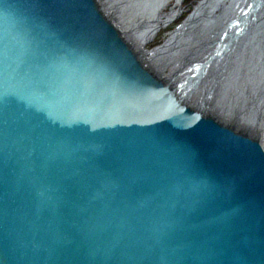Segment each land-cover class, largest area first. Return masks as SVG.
I'll return each mask as SVG.
<instances>
[{
	"label": "water",
	"instance_id": "95a60500",
	"mask_svg": "<svg viewBox=\"0 0 264 264\" xmlns=\"http://www.w3.org/2000/svg\"><path fill=\"white\" fill-rule=\"evenodd\" d=\"M0 264H264V135L184 106L101 0H0Z\"/></svg>",
	"mask_w": 264,
	"mask_h": 264
},
{
	"label": "bare ground",
	"instance_id": "6f19581e",
	"mask_svg": "<svg viewBox=\"0 0 264 264\" xmlns=\"http://www.w3.org/2000/svg\"><path fill=\"white\" fill-rule=\"evenodd\" d=\"M260 1L262 2V0H248L242 7L245 16L240 20L235 19L240 12L238 8L236 9L238 15H235L237 11L226 14L227 8L221 15H217L216 12L221 8V4H224L223 7L226 6L228 0H207L198 7L200 12L195 13L180 32L153 54L147 55L144 47L152 36V28L145 27L146 24L136 28L137 25L135 26L128 19L127 11L122 5L124 2L101 0L125 40L136 48L146 71L160 81L184 106L233 131L257 133L253 129H260L258 133L264 135V127H254L249 121H242L235 113L228 110L229 105L237 101L236 99L240 98L242 104L248 105L246 100H252L259 90L260 94L257 98L261 96V88L249 81V78L253 77L252 71L251 76H247V68L241 75H234L238 65L244 60L248 63L251 59L249 55L253 47H250V44L240 47V44L249 37H246L247 32L250 31L247 27L257 28L260 26V20L264 21V2L260 5ZM246 17L249 18L245 22ZM161 18L162 15H158L157 21ZM231 18L233 20L229 22ZM223 23L225 26L219 32L217 28ZM232 23L241 24L235 29L236 24L232 25ZM257 33L259 34V29ZM252 35L256 37V34ZM228 41L232 43L225 47ZM230 47L235 50V54L225 61L222 69V65L217 68L218 57ZM231 79H234L235 85L229 88L228 82Z\"/></svg>",
	"mask_w": 264,
	"mask_h": 264
},
{
	"label": "rangeland",
	"instance_id": "374dc122",
	"mask_svg": "<svg viewBox=\"0 0 264 264\" xmlns=\"http://www.w3.org/2000/svg\"><path fill=\"white\" fill-rule=\"evenodd\" d=\"M120 1L124 2L122 5L125 11H127L128 19L129 21L133 22L135 26L137 25L136 28L144 24H146L145 27L148 26L149 28H152V36L144 47L146 54L151 55L156 50L161 48V46L167 43V41L171 40L178 32H180L183 26L187 24V22L195 15V13L200 12L198 7L202 6L207 0H199L192 5H188L186 3L187 0ZM247 1L248 0H228L227 5L223 7L224 4H221V8L216 13L217 15H221L225 11V8H227L225 12L226 14L230 12L235 13L237 11L236 9L238 8V11L240 12L238 15L237 11L235 15L238 16H236L235 19L241 20V18H244L245 16V13H242L244 11L242 7H244ZM263 2L264 0H262V2L260 1V5H262ZM160 14L162 15V18L161 20L157 21L158 15ZM233 18H231L229 22H231ZM248 18L249 17H246L244 21L246 22ZM153 22L155 23V25ZM234 24H236V29V27L240 26L241 23H239L238 25L237 23H232V25ZM259 24L260 26L257 28L256 26L247 27V29L249 28L248 30L250 31L247 32L246 37H249L241 42L240 47H246L249 44L250 47H253L250 51L251 55H249L251 59L250 61H248V63L244 60L240 65H238L237 71L235 69L234 75H241L243 70L247 68V76H251L252 71L253 77H250L249 81L254 82L255 85H258V88H261V96L260 98H257L258 94H260L259 90L257 95L254 96L252 100H246V103H248V105L242 104V99L239 98L236 99L237 101L232 102L228 108L229 111L235 113L236 117L240 118L242 121H249L250 125L257 128L264 127V21L260 20ZM224 26L225 23L220 24V26L217 28L218 31H222ZM258 29L259 34L257 33ZM218 31L216 30V33ZM252 34H256V37L254 38ZM243 42L245 43L243 44ZM231 43L232 41H228V45L225 47L230 46L229 44ZM234 51L235 50L230 47L228 51H225L224 53L222 52V55L217 59V68L220 67L219 65H222V69V67H224V64L226 63L225 61H228L231 56L235 54ZM234 85V79H231L228 82V87H234ZM259 130L260 129H253V131L257 133L259 132Z\"/></svg>",
	"mask_w": 264,
	"mask_h": 264
},
{
	"label": "trees",
	"instance_id": "16d2710c",
	"mask_svg": "<svg viewBox=\"0 0 264 264\" xmlns=\"http://www.w3.org/2000/svg\"><path fill=\"white\" fill-rule=\"evenodd\" d=\"M197 1H199V0H187V4L189 5V4H194L195 2H197Z\"/></svg>",
	"mask_w": 264,
	"mask_h": 264
}]
</instances>
